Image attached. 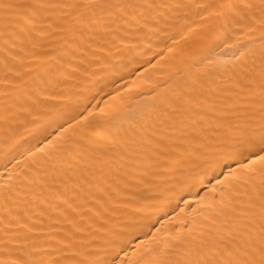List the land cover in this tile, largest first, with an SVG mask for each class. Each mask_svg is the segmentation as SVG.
<instances>
[{"label": "bare ground", "instance_id": "1", "mask_svg": "<svg viewBox=\"0 0 264 264\" xmlns=\"http://www.w3.org/2000/svg\"><path fill=\"white\" fill-rule=\"evenodd\" d=\"M264 0H0V264H264Z\"/></svg>", "mask_w": 264, "mask_h": 264}, {"label": "snow or ice", "instance_id": "2", "mask_svg": "<svg viewBox=\"0 0 264 264\" xmlns=\"http://www.w3.org/2000/svg\"><path fill=\"white\" fill-rule=\"evenodd\" d=\"M259 159L264 160V156H260Z\"/></svg>", "mask_w": 264, "mask_h": 264}]
</instances>
